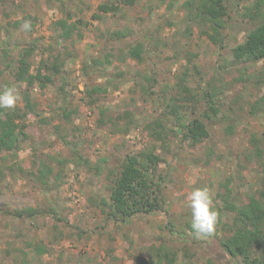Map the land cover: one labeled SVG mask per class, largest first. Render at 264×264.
Returning a JSON list of instances; mask_svg holds the SVG:
<instances>
[{
	"label": "rangeland",
	"instance_id": "obj_1",
	"mask_svg": "<svg viewBox=\"0 0 264 264\" xmlns=\"http://www.w3.org/2000/svg\"><path fill=\"white\" fill-rule=\"evenodd\" d=\"M109 1L112 0H0V70L9 71L7 66L16 58L15 49L35 45L31 68L35 73L41 59L56 48L59 20L83 22L78 25L84 34L76 44L78 58L69 60L66 67L69 99L78 110L76 118L66 125L57 117L55 110L62 102L55 85L45 89L36 87L32 98L37 103L38 119H50L51 123L42 128L33 126L32 137L22 142L17 157L27 168L42 154L71 158L72 163L65 165V177L59 189L47 193L20 173L14 176L6 173L0 178V264H13L15 257L23 253L35 261L37 245L48 248L41 258L45 264H140V258L151 261L147 255L149 247L167 243L176 246L179 264H241L238 259L230 261L222 256L220 242L229 237L228 230L220 229L218 236L211 239L191 235L187 226L192 219L187 196L193 189L204 187L211 190L213 197L217 191L224 194L227 191L224 184L229 182L232 188L240 190L232 201L241 206L246 204L247 195L264 187V155L259 161L249 159L255 152L253 135L264 140V108L251 112L254 102L264 96V61L239 63L231 52L244 39L252 21L248 16L252 13L239 15L236 6H232L230 14L233 18L239 16L238 21L230 31L227 48L220 49L202 36L199 29L191 37H184L186 11L182 3L185 0H139L134 8L123 6L117 16L103 15L102 20H95L99 4ZM240 4L252 7L247 0ZM25 21L34 23L32 32L23 31V24L15 25ZM129 23H136L142 29L129 42L151 40L154 45L159 40L151 63L165 70L163 76L171 85L176 83L175 74L180 66L186 64L187 52L198 56L196 69L190 68L191 86L197 91L216 92L219 104V114L211 121L206 120L211 134L207 143L198 147L182 143L177 128L165 142L150 138L147 125L154 124L158 118L164 119L163 106L137 97L139 92H135L131 81H120L117 89L102 100L114 115L125 110L134 113L129 132L113 133L110 128L98 126L99 108L83 101L88 79L83 76L81 62L86 56L102 57L107 48L112 49L104 40L102 43L96 39L100 31L123 28ZM6 40L5 56L1 47ZM147 68L151 67L146 64L141 69L128 60L124 68H110L109 73L113 75L125 69L135 73ZM9 83L18 90L24 87L10 79ZM60 84L58 79L57 85ZM205 107L202 105L199 112ZM193 116L187 114L186 121ZM35 121L32 119L30 123ZM57 124L60 128L56 132L53 126ZM65 126L71 127L69 131L63 129ZM227 126L233 131L228 133ZM149 146L156 147V153L164 158L161 166L168 176L164 193L167 213L139 216L126 223L106 220L99 206L102 199L109 198L112 174L118 175L126 156ZM260 147L264 150V145ZM77 152L90 159L91 169L107 160L101 169H95L100 174L80 165ZM25 208L39 213L32 218H16L7 213ZM232 216L225 214L224 221L229 223ZM166 225H171L170 230L165 229Z\"/></svg>",
	"mask_w": 264,
	"mask_h": 264
},
{
	"label": "trees",
	"instance_id": "obj_2",
	"mask_svg": "<svg viewBox=\"0 0 264 264\" xmlns=\"http://www.w3.org/2000/svg\"><path fill=\"white\" fill-rule=\"evenodd\" d=\"M243 1L185 0L182 3V7L186 11L182 28L184 37H191L195 29H199V33L207 37L210 43L220 49L227 48L230 31L239 17L233 18L230 14L232 6L235 5L240 12L239 15H244L246 12L252 13L248 16L252 21L244 39L231 49L234 59L239 63L252 64L264 61V0H247L252 4V7L240 4ZM138 2L139 0L103 2L99 4L94 19L100 21L103 15L110 14L117 16L122 13L123 6L134 8ZM22 24L23 22L15 23L19 27ZM78 24H83V22L57 21L56 48L41 59L35 73L31 72L35 45L15 49L16 58L13 64L7 66L9 71L0 70V87L2 89L0 91L11 87L9 79L15 85L24 86L19 90L22 100L14 110L0 109V178L4 177L6 173L10 176L20 173L26 179L30 180L31 178L33 183L39 185L45 193L58 190L61 186L65 177V165L72 163L71 158L58 159L42 154L34 158L27 168L18 162L17 157L21 152L22 142L32 137L30 130L33 126L42 128V126H48L51 123L50 119H38L37 103L32 98V92L36 87L45 89L49 85H55L62 102L55 110L57 117L66 125L72 123L76 118L78 110L76 106H72L69 99L68 86L70 82L66 67L69 60L77 59L79 56L76 44L83 39L84 34ZM33 26L34 23L31 22V27ZM141 32L140 25L136 23H129L123 28H108L105 32H99L96 39L102 43L107 42L112 49L107 48L102 57L86 56L81 62L83 76L88 79L83 98V101H86L85 105H95L99 108L98 126L100 128H110L113 133L123 131L124 134H127L134 113L125 110L114 115L108 106L102 104V100L108 97L111 90L117 89L120 81H131L136 87L135 92H139L137 97L145 102L153 100L159 106H163L162 117L164 119L158 118L154 124L147 125L146 131L150 138L165 142V138L173 134V129L177 128L180 129L182 143H187L191 147L202 146L211 139L206 120L211 121L214 116L219 114V104H217L216 92L197 91L191 86L190 68L196 69L195 59L198 56L187 52L186 64L180 66L178 73L175 74L176 83L171 85L169 79L163 76L165 70L159 69L155 62L151 63L152 54L156 53L154 51L156 47L158 48L159 40H156L154 45L151 44V40L129 42L133 36ZM150 34L152 33L150 32ZM6 43L7 40L3 45ZM7 45L1 47L5 56L8 53ZM128 60L133 61L141 69L146 64L151 68H147L145 71L140 69L135 73H130L126 69L118 70L113 75L109 73L110 68H124ZM58 79L61 82L59 86L57 85ZM97 80L104 82H97ZM202 105H206V107L204 111L199 112ZM263 108L264 96L254 102L251 112L256 113ZM187 114L194 115L192 120L186 121ZM32 119L36 121L31 124ZM60 124L53 126L56 132L60 128ZM167 124L171 127L173 125L174 128H169ZM70 128V126L63 127L66 131H69ZM226 129L228 133L233 131L230 126H227ZM262 139L253 135L251 142L255 152L250 154L251 161L262 159L264 155V150L260 147L261 144L264 145ZM75 156L78 157L80 165L86 166L91 171H96L97 175L100 173L95 169L98 167L101 169V164L107 162L104 160L91 169L90 159H84L78 152L75 153ZM163 162L164 158L156 153V147L150 146L137 154L125 157L118 175L112 174L109 198L102 199L99 206L106 220L114 223H126L139 216L167 213L164 193L168 176L161 166ZM224 187L227 189L224 194L217 191L213 197L219 216L215 233L210 236L197 235L192 230L191 223H187L191 235L201 239L216 238L219 230L223 228L230 232L229 237L220 242L224 253L223 257L230 261L238 259L241 264H264V187L247 195L246 204L241 206L232 201L233 196L239 194L240 190L232 188L229 182L224 184ZM25 209L9 210L7 213L16 218L23 216L32 218L39 213L32 208ZM225 214L234 215L229 223L224 221ZM170 226L166 225L165 229L170 230ZM175 247L168 243L158 247L151 246L147 249V255L151 257V261L140 258L139 263L179 264L177 262L178 250ZM34 252L37 258L35 261L23 253L15 257L13 264H45L41 258L48 253V248L37 245L34 247Z\"/></svg>",
	"mask_w": 264,
	"mask_h": 264
},
{
	"label": "clouds",
	"instance_id": "obj_3",
	"mask_svg": "<svg viewBox=\"0 0 264 264\" xmlns=\"http://www.w3.org/2000/svg\"><path fill=\"white\" fill-rule=\"evenodd\" d=\"M27 32L31 30V22L25 21L21 26ZM22 100L19 90L15 86L6 87L0 91V109L14 110ZM188 207L191 210V228L197 235L210 236L216 231L218 211L213 194L207 187L195 188L187 196Z\"/></svg>",
	"mask_w": 264,
	"mask_h": 264
}]
</instances>
